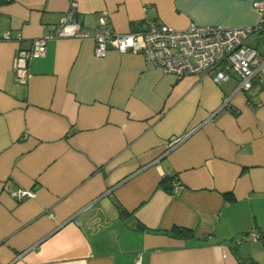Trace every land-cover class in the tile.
<instances>
[{"label": "crops", "instance_id": "0c3cea01", "mask_svg": "<svg viewBox=\"0 0 264 264\" xmlns=\"http://www.w3.org/2000/svg\"><path fill=\"white\" fill-rule=\"evenodd\" d=\"M75 1L90 31L104 12L118 33L147 20L230 28L261 17L253 0ZM69 4L0 0V37L10 32L0 39V262L264 264L247 237L264 233V73L235 91V76L177 78L140 53L97 57L93 38L69 37L49 40L18 82L16 48ZM248 45L264 57V30ZM173 137L182 139L169 147ZM18 188L35 196L18 200Z\"/></svg>", "mask_w": 264, "mask_h": 264}, {"label": "built area", "instance_id": "2783aa9c", "mask_svg": "<svg viewBox=\"0 0 264 264\" xmlns=\"http://www.w3.org/2000/svg\"><path fill=\"white\" fill-rule=\"evenodd\" d=\"M252 7L261 17L251 26L229 28L190 22L185 28L177 29L147 20L143 30L118 33L108 26L109 19L106 12L99 16L96 30L90 31L85 28L76 17L78 3L70 0L67 11L55 24L50 25L41 36L33 38L29 46L16 48L14 76L21 83L27 80L30 75L31 59L44 56L49 40L91 37L94 39V55L97 57L104 56L109 48L119 52L140 53L146 62L163 73L173 74L177 78L211 73L212 80L219 84L235 76L237 79L235 91H247L252 87L253 78L264 73V57L248 45L251 37L264 30V0H253ZM9 37L10 32L6 31L0 39H9ZM228 104L229 98L224 97L215 112L227 107ZM189 133L190 131L186 135ZM182 137H173L169 147L177 144ZM171 184V192H176L179 182L174 179ZM10 194L18 200H23L34 197L35 191L18 188L12 190ZM247 237L259 242L264 249V233L251 230L247 233ZM242 241L241 237L236 243ZM135 263L140 264V258H137Z\"/></svg>", "mask_w": 264, "mask_h": 264}, {"label": "trees", "instance_id": "16d2710c", "mask_svg": "<svg viewBox=\"0 0 264 264\" xmlns=\"http://www.w3.org/2000/svg\"><path fill=\"white\" fill-rule=\"evenodd\" d=\"M161 184L166 190L171 191L172 184L171 181H169V178H163L161 180ZM240 264H259V263L252 260H248V261L245 260V261H240Z\"/></svg>", "mask_w": 264, "mask_h": 264}]
</instances>
